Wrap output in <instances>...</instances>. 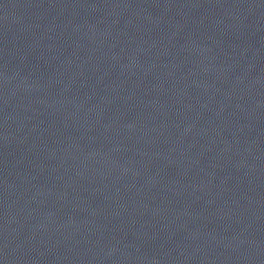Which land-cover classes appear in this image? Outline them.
<instances>
[{
    "label": "water",
    "instance_id": "95a60500",
    "mask_svg": "<svg viewBox=\"0 0 264 264\" xmlns=\"http://www.w3.org/2000/svg\"><path fill=\"white\" fill-rule=\"evenodd\" d=\"M0 264H264V0H0Z\"/></svg>",
    "mask_w": 264,
    "mask_h": 264
}]
</instances>
